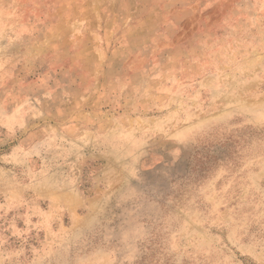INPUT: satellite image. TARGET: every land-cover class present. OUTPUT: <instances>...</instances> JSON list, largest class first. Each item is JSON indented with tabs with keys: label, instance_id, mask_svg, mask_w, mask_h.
Wrapping results in <instances>:
<instances>
[{
	"label": "rangeland",
	"instance_id": "374dc122",
	"mask_svg": "<svg viewBox=\"0 0 264 264\" xmlns=\"http://www.w3.org/2000/svg\"><path fill=\"white\" fill-rule=\"evenodd\" d=\"M0 264H264V0H0Z\"/></svg>",
	"mask_w": 264,
	"mask_h": 264
}]
</instances>
